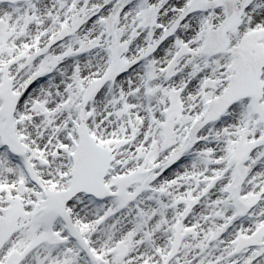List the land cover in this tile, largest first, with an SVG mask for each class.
<instances>
[{
  "label": "snow or ice",
  "instance_id": "obj_1",
  "mask_svg": "<svg viewBox=\"0 0 264 264\" xmlns=\"http://www.w3.org/2000/svg\"><path fill=\"white\" fill-rule=\"evenodd\" d=\"M0 264H264V0H0Z\"/></svg>",
  "mask_w": 264,
  "mask_h": 264
}]
</instances>
